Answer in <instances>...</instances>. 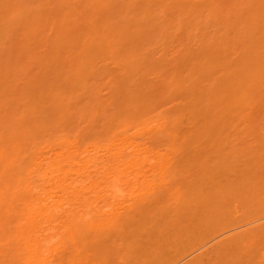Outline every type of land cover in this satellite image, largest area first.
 I'll list each match as a JSON object with an SVG mask.
<instances>
[{"label": "bare ground", "instance_id": "bare-ground-1", "mask_svg": "<svg viewBox=\"0 0 264 264\" xmlns=\"http://www.w3.org/2000/svg\"><path fill=\"white\" fill-rule=\"evenodd\" d=\"M107 60L124 86L211 84L175 114L120 78L106 134L80 138L67 121L102 113L78 73ZM0 264H264V0H0Z\"/></svg>", "mask_w": 264, "mask_h": 264}, {"label": "rangeland", "instance_id": "rangeland-1", "mask_svg": "<svg viewBox=\"0 0 264 264\" xmlns=\"http://www.w3.org/2000/svg\"><path fill=\"white\" fill-rule=\"evenodd\" d=\"M107 62H108V63H107ZM98 64L101 65V66L96 65L94 69H90L89 71H85V70L82 69V72H81V73H78V75H80V76H79V77H80V81H79V82L82 81L81 84H80V83H78V84H80L81 88H82V87L84 88V89H83L84 92H83L82 95H79L80 93H79L78 95L76 94V98L74 99V101L77 102V103H79V104L82 102V103H83V106H84V104L87 105L86 102H88V101H89V102L91 101L90 103H92V102L94 101L95 98H97V100H98V101H96V103L94 102V105H95V106H93V108H92V106H90L89 108H87V107L85 106V107L88 109V113H89V111H91L92 109H94V107H96V110L98 111V110H99L98 108L101 109V108L105 107L106 105H109V104L113 101V103L111 104V105H112L111 107H110V105H109V106H106V109L108 108V112L111 114V113L113 112V110L115 109V104H116V102L118 101L117 104H119L120 102L124 101V100H123L124 98L126 99V97H124L123 94L120 95V92L118 93V96L120 95L119 97H118V96H117V97L114 96V95H116L117 92H118L117 89H115V90H117V91H112L113 88L117 86V84H120V83H121L120 85H121V87L123 86V88H122V90H121V89H119V90H121L122 92H123V89H124L125 91H126L127 89H128L129 91H130V90H133V92H134V93L136 92V94H138V93L140 92V93H139L140 96L143 95V94L141 95V91H142V93H143V92H144V93L147 92V95H148V92H149V95H148V96H147V95H145V96L143 95V97H146V98L150 96V97H149V100H147V102H149V101L152 102L153 99H155V101H156V99L160 98V99H159V102H157V103H161V102L163 101L164 98H168V100H169V97H170L169 95H171V97H170L171 100L169 101V103L172 105L171 109L174 110V111H175V114H176V111H177V109H176V108H177L176 105H177V103H178L179 105H180V103H182V104H185V102L188 103V102H190V98H188L189 100H187V101H188V102H187V101H186L187 98H184V97H183V96L187 93V92L185 93V91H184V95H183V94H182V95H178L179 97H181V99H177L178 96H176L175 94H178V91H179V93H181V92L183 93L182 90H185L186 88H189V89H190V86L193 85L194 82H196V83H200V82L205 78V77H204V78H203V77H199L200 79H198V78H197V75H198L197 72H196V74L194 75V77H192V78H191L190 75H189V77H190L189 80H188V78H187L188 82H190L191 80H193V78H194V80H195V78H197V79H196L195 81H194V80L191 81V82H190V86L187 87V85H189V83L186 84L187 81L185 80L186 78H185L184 75L187 74V73H189V69L186 68V69H188L187 73H185V72H186L185 69H184L185 72L182 70V75H183V73H185V74L183 75V77L185 78V79L183 78V79L185 80V82H183V83H185L186 85H184L183 83H179L178 86L176 85V86H177L176 88H175V86L173 85L174 88H175L174 90H175V91L177 90V93H176L175 91H174V92H170V90H173V86L170 84L169 86L167 85V88H166V87H165V84H166V83L169 84V82L171 81V82H173V83L178 84L177 82H175V80H177L178 82H179V81H180V82L182 81V80H180V78H179V80H178L177 77H174V75L171 74L172 72H173V73H176V71H177L178 69L174 71V70H172V69H174V68H171V69H170L169 66H168L169 70H166V69L164 70V69H161V67H164V66H160V67H158L159 69L156 67L157 70H155L156 68H153V67H152V70L150 69L151 71L148 70V68H147V70L149 71V73H150L151 75L148 73V71H147L146 69H145L146 71H145V70H142V72H144V71H145V73L147 72L146 75H148V77H147L144 73H143V75H145V76L143 77V75H142L143 78L140 77V76L137 75V74H134V75H133V76H134V79L138 76L136 79L140 78V80L142 79L143 81H142V82H141V81L139 82V83H141V84H137V83H134V82H133V83L135 84L136 87H135V86H131V85H129V86H131V87H130L131 89H130L127 85H128L132 80H134V79L131 80V78H132L131 75H130L131 77H130V79H128V81H124V82H126V86H124V85H123V82H122V81H123L122 77H120V78L122 79L121 82H120V80H119L120 78H119V79L117 78V76H118V72H123V73H124V71H116V70H117V69H116V66H114V65H112V64L110 65L108 60H107V61H104V62H100V63H98ZM107 65H108V66H107ZM112 66H114V68H112ZM109 67H110V68H109ZM154 67H155V66H154ZM165 67H167V66H165ZM165 67H164V68H165ZM170 67H171V66H170ZM92 68H93V67H92ZM149 68H151V67H149ZM111 69H112V71H111ZM118 69H119V68H118ZM93 70H94V72H93ZM96 70H98V71H96ZM120 70H121V69H120ZM80 71H81V70H80ZM114 71H115V72H114ZM192 71H193V70H192ZM92 72H93V73H92ZM180 72H181V70H180ZM190 72H191V71H190ZM89 73H92L93 75H90V77H89V76L87 77L86 75H88ZM94 73H95V74H94ZM109 73H110V74H109ZM116 73H117V74H116ZM134 73H136V72H134ZM194 73H195V71H194ZM176 74H177V73H176ZM190 74H191V73H190ZM121 75L123 76L122 73H121ZM121 75H119V76H121ZM149 75H150V76H149ZM180 75H181V74H180ZM171 76H172V77H171ZM178 76H179V75H178ZM187 76H188V75H187ZM187 76H186V77H187ZM191 76H192V75H191ZM166 77L168 78L169 81L167 80ZM124 78H125V77H124ZM163 78H164V80H162ZM173 78H174V79H173ZM181 78H182V77H181ZM201 78H203V79H201ZM210 78H212V77H210ZM144 79H145V80H144ZM165 79L167 80V82H165ZM170 79H171V80H170ZM172 79H173L174 81H172ZM206 79H208V77H206ZM83 80H84L85 83H87V86L89 87V89H88L87 91H89V90L92 88V89H91L92 92L90 91V94H93V93H94L93 96L95 95V98L92 97V95L90 96V95H88L87 93L85 94V90H86L87 87L85 88V87L83 86V85H85V84H83ZM116 80H117V81H116ZM126 80H127V79H126ZM161 80H162L163 82H162ZM197 80H199V82H197ZM106 81H107V84H106ZM109 81H110V82H109ZM134 81L137 82V80H134ZM138 81H139V80H138ZM111 82H112V83H111ZM119 82H120V83H119ZM143 82H144V83H143ZM146 82H148V86L151 87L153 90H152V89H149V90H148L149 87L146 85V84H147ZM171 82H170V83H171ZM203 82H204L203 84L200 83V84L203 85V87L205 86L204 84H206V82H210L208 86H210V84H211V80H210V81H203ZM91 83H93V84H91ZM142 83H143V84H142ZM163 83H164V84H163ZM90 84H91V87L89 86ZM103 84H104V85H103ZM124 84H125V83H124ZM155 84H156V86H157V87H156L157 89L155 88V90H154V86H155ZM157 84H158V85H157ZM161 84H162V86H164V87H162ZM200 84H199V85H200ZM99 85H100V86H99ZM115 85H116V86H115ZM120 85H119V86H120ZM137 85H139V86H137ZM142 85H143V87H147V89H145L146 91H145L143 88H142V90H141V87H140V86H142ZM144 85H145V86H144ZM153 85H154V86H153ZM182 85H183L184 87H182ZM80 86H79L78 88H80ZM85 86H86V85H85ZM102 86H103V87H102ZM185 86H186V87H185ZM206 86H207V84H206ZM208 86H207V87H208ZM110 87H111V88H110ZM134 87H135V88H134ZM168 87H169V88L171 87V89H169ZM179 87H180V89H182V88H183V89H182V90H178ZM196 87H197V85H196ZM203 87H202V89L205 90V88H203ZM68 88H69V87H68ZM81 88H80V90H79L80 92H82ZM159 88H163V89H161V92H160V89H159ZM165 88L168 89L167 92H170V93H165V92H164V91H166ZM184 88H185V89H184ZM191 88H192V87H191ZM194 88H195V86H194ZM93 89H94V90H93ZM158 89H159V92H160L159 94H161V93L164 92L166 96L164 95V93H163V96H164V97H162L161 95H159V96H160V97H159L157 94L155 95L156 92L158 93ZM97 90H98V91H97ZM108 90H109V92H108ZM139 90H141V91H139ZM143 90H144V91H143ZM186 90H187V89H186ZM193 90H194V89H193ZM68 91H69V90H68ZM95 91L99 94V97H96L97 94H96ZM111 91H112L113 93H112ZM138 91H139V92H138ZM150 91H151V92H150ZM152 91H153V94H150V93H152ZM154 91H155V92H154ZM180 91H181V92H180ZM187 91H188V90H187ZM205 91H206V90H205ZM105 92H108V93L105 94ZM133 92H131V93H133ZM88 93H89V92H88ZM102 93H103V94H102ZM134 93H133V94H134ZM192 93H193V92H192ZM108 94H109V95H108ZM136 94H135V96H136ZM168 94H169V95H168ZM187 94H188V93H187ZM194 94H197V96H198V92H195ZM152 95H153V96H156V97H155V98H154V97L152 98ZM188 95H191V94L189 93ZM122 96H123V97H122ZM135 96H133V98H134L133 100H135V104H136V102H138L139 100L137 99L138 96H136V97H135ZM157 96H158V97H157ZM91 97H92V98H91ZM106 97H107V98H106ZM185 97H187V96L185 95ZM189 97H190V96H189ZM195 97H196V96H195ZM87 98H89V99H91V100H87ZM109 98H110V100H111L112 98H113V99L116 98V99H115V101H114L113 99H112V101L109 100L110 102L107 104V101H108V100H107V101H105V100H106V99H109ZM150 98H151V99H150ZM162 98H163V99H162ZM85 99H86V101H85ZM92 99H93V101H92ZM118 99H119V100H118ZM139 99H140V97H139ZM147 99H148V98H147ZM161 99H162V101L160 102ZM183 99H185V102L183 101ZM192 99H193V97H192ZM77 100H78L79 102H78ZM80 100H81V101H80ZM82 100H83V101H82ZM95 100H96V99H95ZM100 100H101V101H100ZM103 100L106 102V103H105L106 105L104 104V101H103ZM121 100H122V101H121ZM136 100H138V101H136ZM143 100H144V101H143ZM178 100H179V101H178ZM119 101H120V102H119ZM157 101H158V100H157ZM175 101H176V102L178 101V102L176 103ZM181 101H182V102H181ZM192 101H193V100H192ZM192 101H191V102H192ZM100 102H101V105H100ZM132 102H133V101H132ZM139 102H140V103H139ZM139 102H138V104H141V103L144 104V103H146V99L141 98V100H140ZM164 102H165V101H164ZM164 102H163V103H164ZM173 102H174V104L176 103L174 108H173ZM82 103H81V104H82ZM102 103H103V104H102ZM122 103H123V102H122ZM154 103H156V102H154ZM166 103H168V102H166ZM166 103H165V104H166ZM169 103L166 104V105L163 104V105H164V107H163V108H164V111H167V110H168V111H169V112H167L168 114L170 113V110H171V109H168V108H170V106H169L170 104H169ZM81 104H80V105H81ZM117 104H116V105H117ZM90 105H91V104H90ZM160 105H161V104H160ZM167 105H168V107H167ZM155 106L160 107L158 104H157V105L155 104ZM177 106H178V105H177ZM157 107H156V108H157ZM161 107H162V106H161ZM91 108H92V109H91ZM156 108H155V111H156ZM163 108H161V110H162ZM165 108H166V109H165ZM106 109H105V108L103 109L105 113L103 112V110H101V112L98 111V112H100V113H102V114L104 113L103 115L101 114V118H99L100 116L98 115V118H97V119H94V118H95L94 116H96V115H92V116L90 115V116H89L90 113L87 114L88 116H87V117H86V116L84 117V118H86V121L84 122V121L82 120L83 123H82L81 120H80V119H83V117L80 118L79 116H78V117L74 116V117H73L74 119L72 118V121L69 119V120L67 121V122H68L67 127L69 128V129H68L69 132H70V133H72V132H73V133H79V135H81L80 138H84V139H85L86 137H89V138L91 137V138H96V139L101 138V136L104 137V135H105L106 132H107L106 130H107V128H108V127H105V126H106V122H105V117H106V116H105V115H109L108 112H107V114H106V111H107ZM94 110H95V109H94ZM109 110H110V111H109ZM172 110H171V112H172ZM92 111H93V110H92ZM111 111H112V112H111ZM158 111H160V109H158ZM164 111H163V113L166 114V116H167V113L164 112ZM174 111H173V112H174ZM161 112H162V111H161ZM173 112H172V113H173ZM92 113H94V112H92ZM156 113H157V111H156ZM156 113H153V114L155 115ZM163 113H160V112H159V113L156 114V115L158 116L159 114L161 115V114H163ZM151 114H152V113H151ZM164 114H163V116H165ZM170 114H171V113H170ZM166 116H165V117H166ZM170 116H172V115H170ZM154 117H155V119L157 120V117H156V116H154ZM161 117H162V116H161ZM161 117H160V118H161ZM91 118H93V120H94L93 122H92V119H91ZM149 118H150V117H149ZM149 118H148V119H149ZM75 119H76V120H75ZM148 119H147V120H148ZM152 119H153V117H152L151 119H149L150 121H148V122H151V127L154 126V125H152V122H154V124L157 123V122H155L156 120L154 121V119H153V121H151ZM158 119H159V117H158ZM205 119H206V118H205ZM79 120H80V121H79ZM84 120H85V119H84ZM74 121H75V122H74ZM97 121H98V122H97ZM102 121H104V122H102ZM203 121H204V120H202L201 123H202ZM206 121L208 122V118H207ZM69 122H70V123H69ZM91 122H92V124H91ZM210 122H211V121L208 122L209 124L206 123V125H205V126H208V127H209V126L214 127V128L211 127L212 129H210V130L215 129V128H216L215 126H218V125H219V124L217 125V123H216V124H212V123H210ZM85 123H86V124H85ZM94 123H97V124H96V127H95ZM201 123H200V126L202 125ZM203 123L205 124V121H204ZM88 124H89V126L92 127L94 130L97 129L96 131L92 130V131L95 132V133H91V134H90V132L88 131V129L90 130ZM146 124L149 125V123H145L144 125H146ZM211 124H212V125H211ZM102 125H103V126H102ZM213 125H214V126H213ZM70 126H71V127H70ZM86 126H87V127H86ZM107 126H108V125H107ZM203 126H204V125H203ZM99 127H101V128H99ZM148 127H149V126H148ZM155 127H156V126H155ZM208 127H207V128H208ZM80 128H81V129H80ZM92 128H91V129H92ZM152 128H153V127H152ZM156 128H157V127H156ZM209 128H210V127H209ZM218 128H221V126L219 125ZM68 130H67V131H68ZM148 130H149V129H148ZM207 130H208V129H207ZM215 130H217V129H215ZM215 130H213L214 133H215V135H219V136H220L221 133L219 134V132H221V130L218 129V130H220V131H218V130H217L218 132L216 131L218 134L215 132ZM77 131H78V132H77ZM92 131H91V132H92ZM105 131H106V132H105ZM213 131H212V133H213ZM148 132H149V131H148ZM148 132H146V133H147L146 136L143 134V135H142V138H140L141 136L139 137L140 142H141V141H143V142H147V140L150 141V142H152V141L154 140L155 142H158V141H159L158 144H161V146H162V145H163L162 142L164 143V142L166 141L165 139H164V141H161L160 139H162V138H156V137H154V136H155L154 134H156V133H157L156 136H157V135H160V134H158V131H154L153 129H152V131H151V129H150V132H149V133H148ZM151 132H154V134L152 135ZM155 132H156V133H155ZM83 133H84V134H83ZM97 133H98V134H97ZM144 133H145V132H144ZM146 133H145V134H146ZM150 133H151V134H150ZM96 134H97V135H96ZM148 134H150V135H149L150 137L148 136ZM210 134H211V133H210ZM94 135H95V136H94ZM213 135H214V134H212V137H213ZM221 135H222V134H221ZM151 136H152V139H151ZM219 136H218V137H219ZM97 137H98V138H97ZM144 137H146V138H144ZM212 137H211V135H210V137H209V136H208V138L206 137V140L209 139V141H210V140L213 141V140H215V139H218V140H216V141L221 142L220 139H223V138H221V137L217 138L216 136H214L213 138H215V139H213ZM149 138H150L151 140H150ZM153 138H154V139H153ZM164 138H165V137H164ZM166 138H167V137H166ZM195 138H196V137H195ZM195 138H192V139H193L192 141H195V140H194ZM202 138H203V139H201V138H199V139L204 141V142L202 141V143H205L206 140H204V137H202ZM211 138H212V139H211ZM136 139H137V138H136ZM155 139H156L157 141H156ZM197 139H198V138H197ZM199 139H198V141L201 142ZM137 140H138V139H137ZM137 140H136V141H137ZM162 140H163V139H162ZM154 141H153V143H155ZM168 141H169V139H168ZM168 141H166V142H168ZM192 141H191V142H192ZM209 141H207V142H209ZM216 141H214V142H215L216 145H218L219 142H218V144H217ZM138 142H139V141H138ZM166 142L164 143L165 145H166ZM199 142H197V143L193 142V144H191V146L194 145V144H198V146H199V144H200V147H202V144L199 143ZM214 142H213V143H214ZM141 143H142V142H141ZM221 143H222V142H221ZM205 144L207 145V143H205ZM156 145H157V143H156ZM165 145H163L162 147H164ZM206 145H205V146H206ZM210 145H211V143H210ZM210 145L207 146V148L210 147ZM213 145H214V144H213ZM191 146H190V147H191ZM195 146H196V145H195ZM195 146H194V147H195ZM205 146H204V148H206ZM159 147H160V146H159ZM162 147H161V149H162ZM194 147H191V148H194ZM200 147H199V148H200ZM212 147L214 148V146H212ZM221 147H222V145L219 144V145H218L216 148H214L213 150H212V148H211L212 151L208 148V150L211 151V152H209V151L206 152V150L203 149V148H202V150L199 149L198 147H196V148L199 149V152H200V153L203 152L202 154H203V156H205V157L207 156L206 158H209L208 156H210V155H211V156L213 155V156L215 157L217 154H219L218 157H217L218 160H219V159H221V158H220V157H221V155H220V153H221V149H220V148H221ZM196 148H195V149H196ZM163 149H164V148H163ZM216 149H217V150H216ZM200 150H201V151H200ZM203 150H205V152H204ZM214 150H216V151H214ZM218 150L220 151L219 153H217ZM213 151L215 152V154H213V153H214ZM193 152H194V151H193ZM195 152H196V154H195ZM195 152L193 153V155H192V153H191V155H192L193 157H195L196 160H197V158H200V157H201V158H200V160L198 159L197 161H195V160H194V161H195L196 163H197L198 161H201V162L204 161L203 156H202V155L200 156L199 153H198V155H197V151H195ZM186 153H187V152H185V154H186ZM188 153H190V152H188ZM178 154H180V153H177V155H178ZM183 154H184V153H182V155L180 154L181 156H179V157H184V158H185V156H183ZM185 154H184V155H185ZM177 155H176V156H177ZM176 156H175V157H176ZM186 156L188 157V155H186ZM211 156H210V161L212 160V162H213L214 157L212 158ZM173 157H174V156H173ZM177 157H178V156H177ZM193 157H192V159H193ZM184 158H183V159H184ZM215 158H216V157H215ZM175 159H177V158H175ZM178 159H179V158H178ZM187 159L189 160V162L192 161V160L189 159V158H187ZM201 159H203V160H201ZM185 160H186V158H185ZM188 160H187V161H188ZM207 160H209V159H207ZM207 160L205 159V161H207ZM216 160H217V159H216ZM194 161H193L192 163H194ZM220 161H221V160H220ZM215 162H217V161H215ZM199 163H200V162H199ZM218 163H219V162H218ZM179 174H181V172H179ZM179 174H178V177L180 176ZM182 174H183V173H182ZM178 177H176V178H178ZM180 177H181V176H180ZM180 177L178 178V179H179V182L183 180L182 177H181V178H180ZM178 179H177V180H178ZM176 182H177V181H176ZM100 189H101V190H100ZM159 189H160V187H156V188H155V190H159ZM98 190L101 191V192L98 191L99 193H101V194L105 193V194H106V192H107V187H106V189H105V187H103V188L100 187ZM105 191H106V192H105ZM101 194H100V195H101Z\"/></svg>", "mask_w": 264, "mask_h": 264}]
</instances>
